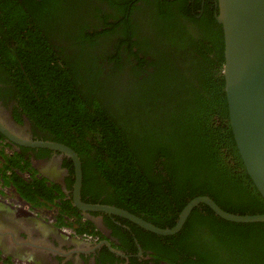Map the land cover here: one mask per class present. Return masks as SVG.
<instances>
[{
    "label": "trees",
    "instance_id": "trees-1",
    "mask_svg": "<svg viewBox=\"0 0 264 264\" xmlns=\"http://www.w3.org/2000/svg\"><path fill=\"white\" fill-rule=\"evenodd\" d=\"M0 10L2 27L16 46L14 52L0 46V54L19 103L36 125L75 150L96 142L97 157L107 156V162L100 159L101 172L124 208L156 224L164 214L178 217L191 198L208 195L229 212L264 213V199L246 173L229 124L219 39L215 51L219 55L221 47L220 57L214 61L193 39L181 37L185 41L177 40L173 55L160 63L157 58L153 74L138 78L131 67L124 81L117 68H122L124 43L115 34L120 22L107 23L100 34L83 29L71 34L78 57L90 59L82 73L86 60L72 63L61 57L64 47L54 45L40 17L28 16L15 0H0ZM128 49L137 56L132 46ZM99 58L107 60V107L102 92L91 87L104 74ZM201 207L208 214L199 212ZM168 238L175 245L169 251L173 260L168 259L174 264H264V222H230L204 204Z\"/></svg>",
    "mask_w": 264,
    "mask_h": 264
},
{
    "label": "flooded vegetation",
    "instance_id": "flooded-vegetation-1",
    "mask_svg": "<svg viewBox=\"0 0 264 264\" xmlns=\"http://www.w3.org/2000/svg\"><path fill=\"white\" fill-rule=\"evenodd\" d=\"M15 2L28 16L40 17V23L54 38V45L64 47H61V57H69L72 63L86 60L81 66L82 73L90 59L86 54L78 57V45L71 46V34L77 35L81 29L90 35L100 34L107 30V23L115 25V22L121 23L115 34L124 41L120 52L123 69L117 65L124 72L118 77L124 81L133 73L131 67L137 69L138 78L153 74L157 58H161L160 63L178 49L177 40L192 43L193 39L207 52L209 61L220 57L221 47L219 55L215 51V39L223 43L222 26L215 18L217 0H117L116 4L107 0ZM4 16L0 10V46H8L14 52L16 46L3 28L1 17ZM101 17L107 18L102 22ZM171 38L173 44L169 43ZM102 44L107 59V41ZM129 46L137 56L129 51ZM93 51L99 54V50L93 48ZM97 62L102 64L104 74L91 87L94 92H102L107 107V60L99 58ZM1 66L2 53L0 121L18 138L57 142L71 148L80 162L81 185L79 202H76L75 165L69 155L48 147L23 144L0 130V264H174L168 259H172L173 253L169 251L175 245L168 237L178 232L155 234L122 216L81 207V204L110 205L139 216L116 200L100 169V159L107 162V156L97 157L98 144L93 141L83 146L81 143L83 150L77 151L36 125L17 99L15 81ZM108 66L111 69L113 65ZM74 145L78 146L77 142ZM198 211L208 214L202 207ZM165 215L156 219L157 225L149 222L169 227L178 219L177 216L167 219Z\"/></svg>",
    "mask_w": 264,
    "mask_h": 264
},
{
    "label": "water",
    "instance_id": "water-1",
    "mask_svg": "<svg viewBox=\"0 0 264 264\" xmlns=\"http://www.w3.org/2000/svg\"><path fill=\"white\" fill-rule=\"evenodd\" d=\"M217 6L215 18L223 31L222 74L229 124L246 173L264 199V0H217ZM0 130L23 144L48 147L69 155L75 165V198L79 202L81 166L71 148L57 142L18 138L1 121ZM200 204L230 222H264V213L229 212L208 195L191 198L179 212L175 224L164 228L119 207L98 204H81V207L122 216L155 234L173 235L182 229L192 210Z\"/></svg>",
    "mask_w": 264,
    "mask_h": 264
}]
</instances>
